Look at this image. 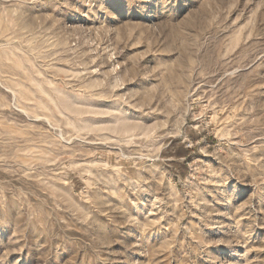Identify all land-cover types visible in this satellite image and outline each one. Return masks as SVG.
I'll return each mask as SVG.
<instances>
[{
	"label": "rangeland",
	"instance_id": "1",
	"mask_svg": "<svg viewBox=\"0 0 264 264\" xmlns=\"http://www.w3.org/2000/svg\"><path fill=\"white\" fill-rule=\"evenodd\" d=\"M0 264H264V0H0Z\"/></svg>",
	"mask_w": 264,
	"mask_h": 264
}]
</instances>
